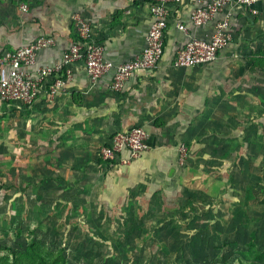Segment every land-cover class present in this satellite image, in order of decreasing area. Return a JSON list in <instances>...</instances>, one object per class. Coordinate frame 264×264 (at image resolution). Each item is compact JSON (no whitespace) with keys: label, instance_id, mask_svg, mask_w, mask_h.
Returning <instances> with one entry per match:
<instances>
[{"label":"crops","instance_id":"1","mask_svg":"<svg viewBox=\"0 0 264 264\" xmlns=\"http://www.w3.org/2000/svg\"><path fill=\"white\" fill-rule=\"evenodd\" d=\"M24 2L28 13L20 11L17 0H0V55L39 37L55 38L56 46L40 54L41 65L61 62L77 40V15L91 25L106 58L115 64L142 52L152 25L148 0ZM208 2L188 0L169 6L162 60L156 69L135 74L123 92L110 90L112 73L93 85L86 72L77 69L54 101L41 98L22 110L0 101V110L8 112L11 107L10 112L25 114L26 132L33 139L29 151L43 158L57 151L60 180L88 183L98 207L101 201L107 209L135 207L146 197L150 207L158 193L199 186L201 169L209 168L201 161L207 157L218 165L220 152L233 150L245 134L239 120L250 118L256 102L264 103V2L255 7L258 15L226 7L220 17L231 13L233 40L215 62L186 70L174 67L178 51L189 40L178 24L203 40L213 32L214 23L198 29L190 23L192 10ZM136 126L148 135L147 152L135 160L128 152L114 161L101 158L100 149L116 134ZM54 140L56 146H49ZM183 144L191 154L180 165Z\"/></svg>","mask_w":264,"mask_h":264},{"label":"rangeland","instance_id":"2","mask_svg":"<svg viewBox=\"0 0 264 264\" xmlns=\"http://www.w3.org/2000/svg\"><path fill=\"white\" fill-rule=\"evenodd\" d=\"M255 106L234 149L218 165L201 161L199 186L111 209L88 183L60 180L57 151H29L25 114L0 110V247L24 252L30 239L67 264H264V103Z\"/></svg>","mask_w":264,"mask_h":264},{"label":"built area","instance_id":"3","mask_svg":"<svg viewBox=\"0 0 264 264\" xmlns=\"http://www.w3.org/2000/svg\"><path fill=\"white\" fill-rule=\"evenodd\" d=\"M148 1L152 25L145 47L132 60L122 64L108 60L104 46L96 39L91 25L81 15H77L74 18L77 40L63 53L61 62L53 65L39 63L40 54L56 46V40L52 37H39L30 45L0 55V101L19 110L32 108L41 98L52 102L67 82L73 79L77 69L84 70L93 85L101 83L112 73L110 90L114 93L123 92L127 82L135 74L158 67L165 52L169 6L188 0ZM17 2L21 12H29L27 3L23 0ZM262 2L264 0H209L208 4L194 8L190 14L193 28L198 29L214 23L213 32L203 40L192 36L185 24H178V29L189 40L178 51L174 67L186 70L215 62L233 40L231 13L220 17L226 7L258 15L255 7ZM148 150V135L143 127L136 126L128 132L116 134L110 144L101 149L100 154L103 160L114 161L119 155L128 152L129 159L135 160ZM187 158L188 149L183 144L179 148V163L184 165Z\"/></svg>","mask_w":264,"mask_h":264},{"label":"trees","instance_id":"4","mask_svg":"<svg viewBox=\"0 0 264 264\" xmlns=\"http://www.w3.org/2000/svg\"><path fill=\"white\" fill-rule=\"evenodd\" d=\"M0 264H67V262L63 250L57 253L49 252L29 239L24 252L0 247Z\"/></svg>","mask_w":264,"mask_h":264}]
</instances>
